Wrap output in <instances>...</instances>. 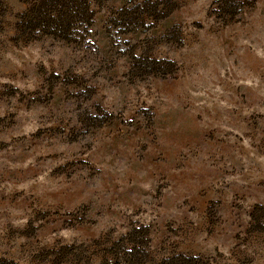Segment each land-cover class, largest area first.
Masks as SVG:
<instances>
[{
    "label": "rangeland",
    "instance_id": "rangeland-1",
    "mask_svg": "<svg viewBox=\"0 0 264 264\" xmlns=\"http://www.w3.org/2000/svg\"><path fill=\"white\" fill-rule=\"evenodd\" d=\"M34 1L0 0V260L118 264L136 229L138 264H264V0H88L63 38Z\"/></svg>",
    "mask_w": 264,
    "mask_h": 264
},
{
    "label": "trees",
    "instance_id": "trees-1",
    "mask_svg": "<svg viewBox=\"0 0 264 264\" xmlns=\"http://www.w3.org/2000/svg\"><path fill=\"white\" fill-rule=\"evenodd\" d=\"M217 5H219L218 8L221 10L222 16L224 17H232L237 12H241V4L238 0H218ZM88 11L90 12L88 0H35L30 8L22 14L20 26L25 27V29L29 31L51 35L56 38H63L68 36V34L72 35V32H74V30L76 32L77 28L80 27V25L75 26L76 23H74L78 17H87V22L89 21L90 15ZM142 60L140 56H137L132 59V65L138 68H148L151 64L155 65L160 62L155 59H150L147 64L144 63L143 65ZM136 232V229H132L131 233H129V237L133 235V237L129 239L132 248L127 258H125V261L118 264H138L140 252L136 251V239L140 236H137ZM179 258H173L170 262L168 261L167 264H190L192 260L184 257ZM0 264L15 263L13 261L8 262L0 260Z\"/></svg>",
    "mask_w": 264,
    "mask_h": 264
}]
</instances>
